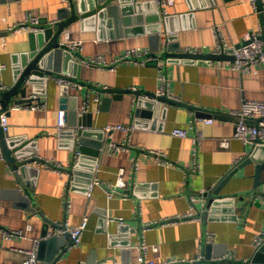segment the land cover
<instances>
[{"label": "crops", "instance_id": "1", "mask_svg": "<svg viewBox=\"0 0 264 264\" xmlns=\"http://www.w3.org/2000/svg\"><path fill=\"white\" fill-rule=\"evenodd\" d=\"M85 1L86 12L95 2L97 14L74 22L60 35L61 41L82 43L73 54L71 66H78L74 74L64 70V58L59 66V75L78 83L70 85L67 108L61 105V85L50 76L24 85L27 96L38 97L33 105L41 103L45 109H14L22 105L16 104L21 92L3 108L9 125L5 140L15 164L40 156L65 165L70 175L28 167L22 184L13 164L0 156V264H22L32 248L38 255L41 251L42 264L51 257L49 246L40 249L45 233L42 213L55 224L72 228L87 218L80 244H72L59 264H136L142 245L147 247L146 258L157 262L196 259L204 256L206 245L217 254L208 262L225 256H233L235 262L250 260L257 250L255 239L264 235V146L234 139L237 119L230 113L244 101H264V64L256 67V74L242 75L231 67V57L251 32L261 30L264 37L257 3L255 8L252 0H172L164 15L155 0ZM108 4L114 9L109 10ZM68 6L65 0H0V64L7 65L0 82L7 90L17 83L16 71L23 68L31 49L30 35L43 32L16 35L8 29L27 22L29 16L37 19L39 29L55 26ZM217 33L228 47L229 59L162 57L155 66L150 56L145 63L117 62L131 48L152 54L159 45L161 56L170 42L182 52L215 54ZM98 56L114 65H87V60ZM163 88L164 96L175 103L149 107L145 94H158ZM138 98L143 99L142 106L137 105ZM74 107L85 118L73 119ZM61 110L67 126L59 129ZM146 110L151 114L144 117L141 111ZM206 110L218 114L210 117ZM79 118L91 133L85 153L73 135L80 127ZM111 124H134L136 129L128 138L121 131L108 136L104 129ZM174 129L186 130L188 137L173 136ZM200 131L203 139L194 156L193 138ZM98 140L103 146L95 159L90 152ZM111 142L124 150L110 151ZM151 150L163 153L167 161L160 162ZM247 159L253 162L240 167ZM258 163L263 165V194L253 195ZM230 172H235L234 177L221 188L222 198L215 197L203 222L206 200L201 191L211 193ZM96 179L99 184L89 197L88 186ZM106 187L115 191L112 199ZM26 192L34 199H23ZM189 213L197 218L157 224ZM5 232L19 235L6 238ZM56 232L47 237L63 236L61 230Z\"/></svg>", "mask_w": 264, "mask_h": 264}, {"label": "water", "instance_id": "2", "mask_svg": "<svg viewBox=\"0 0 264 264\" xmlns=\"http://www.w3.org/2000/svg\"><path fill=\"white\" fill-rule=\"evenodd\" d=\"M93 5H90V11L86 12V1L85 0H69L68 7L65 8L61 14L60 21L55 24V26H46L45 28H42L43 32L38 33L37 35L31 34V49L27 53L26 57H24L23 61V68L20 70H17V83L14 85L13 88L9 90H4L3 92H0V97L2 100V108L6 110L7 105H9L10 98L13 97L14 95H17L19 92H21V101L16 102V104H22V103H27L29 102L27 98V90L24 87L25 83L33 84L36 83L37 80L41 78H45L47 76L50 77H63L60 74V62H62V59L64 58V70H67L71 72V70L74 72L77 69V65L71 66L73 63V53H70L69 51L63 49L60 47V42H61V34L64 33L74 22L80 20V19H86L90 17V15L97 14V7L95 2H91ZM257 8L258 10L262 13V22L264 23V13H263V0H257ZM98 5H102L100 1L97 3ZM109 5V10H112L114 8H111L112 6ZM92 6V7H91ZM156 38H158L155 35ZM172 37H169L171 39ZM264 38V37H263ZM159 40V38H158ZM244 43H240L236 45L235 48H239L241 45ZM153 53L150 55L154 60L150 62V64L157 65L159 63V60L161 58H170V59H188V60H208V61H213L215 62L216 60H225L229 59L226 53L222 54H214V53H197V54H192L189 52H182L181 50L178 49L177 46L173 45V43H168L166 44V50L163 52L161 56H159V45L158 47H155L152 49ZM234 60V56L231 57ZM28 59V60H27ZM77 73V72H76ZM65 78L67 81L74 82L72 79ZM70 86L68 84L60 86L61 89V105L63 106V109H66L67 106L66 104L68 103V98H69V93H70ZM123 93H127L126 91H120ZM144 94V93H143ZM136 95H141L140 93L136 92ZM147 96V105L149 107L152 106H158L159 104L157 103H175L173 100L169 99L166 96L163 97H156V94L154 93H146ZM143 104V99L138 98L137 100V105ZM145 106V105H144ZM75 110L72 113L73 119H76L77 116L81 117L82 119L85 118L83 113H79L74 107ZM195 109V108H192ZM4 110L0 112L3 114ZM207 112V116H213V114H218L213 113L212 111H205ZM150 111H141V115L146 117L150 116ZM78 119V129L73 130V135H74V140L79 142L80 145V150L82 152H88L87 151V146L90 144V141H88V136L91 135L89 130H85L83 128L82 124V119ZM67 120V118H66ZM74 124V123H72ZM76 125V123H75ZM74 125V126H75ZM6 133L3 132L2 128H0V143L3 149V155L6 158L7 161L11 162L13 164V170L15 176L20 180V182L23 184V178L24 174L26 173L28 167L25 166H18L15 164V157L12 155V150L9 148V143L5 140ZM95 148L93 152H90L92 156L96 157L100 154V149L103 146V142L100 140L95 141ZM251 152L250 154H252ZM252 159H247L245 160L240 167H244L245 164H250L252 163ZM262 164L258 163L256 166L255 170V181L253 185V191L251 193L254 194H263L262 190H260V186L262 185L261 181V174H262ZM235 172H230L227 176H225L218 184V186L210 193L206 192L204 194V199L206 200V206L204 208L205 212L203 215V222L207 219V210L209 207L213 204L215 197L216 200L218 198H222L220 196V190L224 186L225 183H227L232 177H234ZM25 200H32L34 199L33 196L31 195L30 192L25 193V197L23 198ZM41 216L43 217L45 221V233H44V238L43 241L40 243V249H43L46 246H49L51 248V257H49L46 262L44 261L43 264H59L63 259L65 258L66 254L69 251V247L72 245V241L70 239V236L65 233L63 236L56 237H47L48 233L56 234V230H65V226L63 225H57L54 222H52L50 219L46 218V216L42 213ZM52 229V231L50 230ZM214 247L212 245H206L205 246V251H204V256L205 258L203 261L200 262H194V264H205L209 263L208 259H210L214 254L213 252ZM214 257H217V254L214 255ZM39 260H42L41 257V251L39 253ZM235 264H264V244L258 248L253 255V257L250 260L247 261H238L234 262Z\"/></svg>", "mask_w": 264, "mask_h": 264}, {"label": "built area", "instance_id": "3", "mask_svg": "<svg viewBox=\"0 0 264 264\" xmlns=\"http://www.w3.org/2000/svg\"><path fill=\"white\" fill-rule=\"evenodd\" d=\"M66 2L69 3V0H65ZM156 5L160 11L164 15H167V7L168 5L172 4V0H155ZM254 7L256 8V0H252ZM264 13V10H263ZM27 22L20 23L19 25L12 26L8 29V31L12 34H20L21 32H32L36 33L39 30L37 28V19H33V17L29 16ZM218 36V41L215 46V53L216 54H222L225 53L228 50V47L226 46V43L224 39L222 38V35L217 33ZM60 47L63 49L69 51L70 53H75L81 50L82 48V43L73 41V42H65L61 41L60 42ZM189 53L192 54H197L199 53L198 50H193V49H187ZM150 51L144 49H138V48H131L127 50V53L125 56L121 57L117 62H127V61H139L142 63H145L148 59H150ZM234 60L232 62L231 67L238 71L242 75H251V74H256V67L258 65H263L264 64V40L262 38V31H257V32H251L249 35L245 37L244 44L241 45L239 48H235L234 52ZM115 62V63H117ZM87 65L89 66H98V67H111L114 65L113 63H107L106 59L102 56L94 57L91 58L90 60H87ZM7 69L6 64H0V79L2 78L4 71ZM56 80L58 83L62 86L65 84H68L69 86H78L77 82H70L67 81L63 77H56ZM160 80L162 84L166 81L165 76H161ZM6 86L3 85L2 82H0V92H3L6 90ZM165 89L156 94V97H163L165 94ZM29 102L27 103H22V105L18 107H13L14 109H22V108H33L37 110H43L46 107L39 103L38 105H33V101L38 100V97L36 95H30L27 96L26 98ZM3 110L2 108V103H1V97H0V112ZM231 116L236 117L237 119V124L235 127V133L233 135V138L240 140L242 143L245 145H261L264 146V101H244L242 107L238 110H234V112L230 113ZM206 124H213L214 120L211 119H203L201 120ZM67 121L65 118V111L61 110L59 111L58 114V127L59 129H62L67 126ZM0 128H2L4 133H7L9 131V125H8V119L6 114H2L0 116ZM136 129V126L134 124L130 125H121V124H111L108 125L105 129L104 132L106 135L111 136V134L115 131H121L124 133L126 138L129 137L130 133L133 132ZM173 136L178 137V138H186L188 137L187 131L184 129H174L171 133ZM203 134L200 131L194 138L193 142L195 145L194 148V156L196 155V150L198 146L200 145L201 140L203 139ZM223 144H227V141H223ZM124 150V147L122 145L116 144L115 142H111L110 144V151L112 152H120ZM77 153H79L77 151ZM151 153L157 155L159 157L160 162H165L167 161L165 155L163 153H160L155 150H151ZM0 156L3 158V149L0 144ZM21 166L25 167H37L41 168L44 167L47 170H50L55 173H64L66 172V175L69 176L70 174L67 173V167L61 163L59 164H52L48 160H45L44 158L40 156H32L30 158L25 159L23 161V164ZM72 181V177L69 179ZM99 184V181L96 179L94 180L89 186L87 190L88 196H92V192L95 188V185ZM106 192L108 194V197L112 199L115 196V191L111 189L110 187H106ZM205 191H201V197L204 198ZM197 217H193L192 213L186 214L184 216H176V217H170L166 218L162 222H157V224H176L180 222H184L186 219H195ZM87 224V218H85L82 222L81 225L78 227H68L65 225V230H61L62 235L67 233L70 236V239L72 241V244L74 246H78L81 242L82 235L84 232V229ZM152 224H149L150 226ZM52 234V233H51ZM19 233L17 232H5L4 237L10 238L13 236H17ZM56 235V234H52ZM264 244V235L258 236L255 239V246L256 248H260ZM142 254L139 256L138 261L136 264H194V262H200L203 258H205L202 255H199L196 259L192 260H172L168 259L167 261L164 262H157L154 260H148L145 256V252L147 247L142 245ZM235 260L233 259V256H225L221 257L220 259L212 260L209 261V264H235ZM22 264H42L41 261L39 260V255L38 251L36 248H32V250L28 251V256L26 259L22 262Z\"/></svg>", "mask_w": 264, "mask_h": 264}]
</instances>
